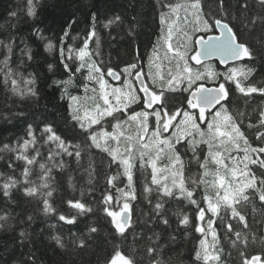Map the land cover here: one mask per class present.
I'll use <instances>...</instances> for the list:
<instances>
[{"label":"snow or ice","instance_id":"snow-or-ice-1","mask_svg":"<svg viewBox=\"0 0 264 264\" xmlns=\"http://www.w3.org/2000/svg\"><path fill=\"white\" fill-rule=\"evenodd\" d=\"M27 2V15L35 16L34 0ZM256 3L264 10V0H256ZM160 8H166L168 11H160L161 35L157 38L158 45L153 46L154 55L149 56L146 73L136 62L127 64L119 71L111 66H107L105 70L103 61L95 58L100 55V41L95 28L96 12L91 14V28L78 47L65 46L71 24L64 29L59 39L58 51L60 63L68 76L64 80H53L52 86L61 89L63 98L67 94L68 87L74 83L77 73L87 81L82 84L85 93L89 91L88 82L95 85L90 89L93 95H86L83 98L85 101H91V106L81 103V97H69V115L75 122L74 126L80 129L84 140L81 143H72L58 134L53 125L47 121H40L43 124L42 128L37 125L40 131V136H37L36 129L28 123L26 137L23 138L22 143H18L15 148L9 144L0 147V151L17 153L16 160L24 162L19 178L10 175L0 182V195L10 199L13 189H18L19 186L26 197L42 198L45 213L54 212L55 209L49 203V198L53 195L51 189L53 169L63 170L67 167L63 159L65 156L74 157L79 164L83 159L85 148L94 147L106 153L110 157L109 165L122 169V175L128 181L125 188H119L114 183L121 175L119 171L116 176L107 177V184L116 188L121 196L114 200L113 195L106 191L99 201L100 210L105 214L106 219L110 218L115 233L124 238L126 230L131 226L130 201L137 198L133 186V169L138 159L142 168L151 169V186L146 183L144 192L156 191L159 194L154 205L156 216L161 218L165 225L169 223L162 214L164 198L184 200L194 206L195 223L192 226L195 232L204 236L199 240L194 258L198 262L202 261V264H213V262L218 264L222 249L218 248L219 238L213 224L219 220L229 233L236 236V241L232 242L234 246L237 242L246 246L248 233L236 231L230 221L238 220L244 229H248L249 225L245 215L242 214V209L253 204L256 199L264 204V173L258 175L253 168L255 166L264 170V144L253 147L249 143L242 130L243 117L246 113L237 112L233 115L230 112L228 103L233 92L232 85L235 91L245 97H251L254 93L264 96V86L248 82L254 71L252 68L245 71L244 68L233 65L224 71H217L211 64L206 63L213 58H216L221 65H228L229 62L241 61L244 58L248 60L256 58L254 50L239 39L238 33L228 21L221 18L228 12L225 0H218L221 17H217L214 13L206 14L203 11L202 0L162 2ZM248 8L247 0H243L240 9L247 11ZM10 15L14 16L15 13ZM120 20L121 17L117 15L108 20L105 27ZM258 20L264 25V16H252L251 26H255ZM72 23H75V20ZM248 26L245 24V27ZM197 33H204L207 38L204 35H196ZM94 38L96 48L92 49L90 42ZM40 39L47 38L41 35ZM72 39L75 40L76 37ZM0 45L6 49L2 54L3 59L0 60V73L3 74L5 87L10 84L12 94L21 100L38 97V92L33 87L36 82L35 77L31 73L24 77L22 73L10 67L13 45L3 44L2 41ZM44 47L51 51L54 45L49 40ZM161 50H163L162 56ZM27 55L31 60L32 56ZM192 62L202 66L204 70L194 68ZM48 69L52 71L53 65L49 64ZM85 69L86 76L82 72ZM106 77L121 81L122 86L112 87ZM204 81L211 82L213 86H206ZM21 82L26 86L25 88L20 87ZM138 93H143V96L140 97ZM177 94L181 96L179 100L176 99ZM138 100L143 103V109L140 111L130 109V105ZM106 118H111L108 121L111 131L103 127ZM201 125H206V128ZM258 125L260 129H264V110L259 111ZM248 127L253 128L257 125L249 121ZM170 129L173 130L170 135L163 136V133H168ZM256 139L264 142V131L258 129ZM110 142H115V145ZM182 142L187 145L185 151H191L192 162L201 170L197 174L187 175L178 147L182 146ZM201 144L208 147V152L203 158ZM45 147H47L46 158L42 155V149ZM233 151L244 154L232 155ZM162 154L167 163L159 166L158 161L161 160ZM38 157L41 159L38 160ZM37 164L40 170L39 183L31 180L33 169ZM210 165L215 167L212 168ZM9 168L14 169V165L9 163ZM198 188L204 190L200 200L195 198ZM67 203L77 210L78 214L92 211L80 200H69ZM177 217L182 226L192 223L186 214L177 213ZM5 219L0 216V220ZM28 219L31 220L32 217L29 216ZM59 220L73 224L76 216L68 217L60 214ZM89 231L95 233L98 228L90 227ZM24 236L25 233L21 231L20 237ZM208 236H211V243L207 239ZM54 239L60 247H63L59 238ZM252 239L255 240L254 234ZM80 246H84L83 241H80ZM146 253L148 264H163L158 258L157 246L149 244ZM240 256L243 264L260 262L258 256H253L249 260L243 251L240 252ZM104 264H137V261L133 255L126 254L120 245H116Z\"/></svg>","mask_w":264,"mask_h":264},{"label":"trees","instance_id":"trees-1","mask_svg":"<svg viewBox=\"0 0 264 264\" xmlns=\"http://www.w3.org/2000/svg\"><path fill=\"white\" fill-rule=\"evenodd\" d=\"M162 2L178 3L182 0H34L35 16H28L27 0H0V41L3 44L13 45V55L10 67L27 77L31 73L35 77L33 86L38 92V97L21 100L10 91L11 85H4L3 74L0 73V147L9 144L17 147L26 137L28 123L36 129V135L40 136L37 128L43 127L40 121L51 123L56 132L72 143H81L84 136L75 122L71 120L68 105L70 96L81 97V103L91 106V101L83 98L93 94L89 83V91L85 93L82 84L83 77L77 73L74 83L67 89L63 96L61 89L52 86L53 80L67 79L68 74L64 72L60 63L59 39L69 24V36L65 39V46L78 47L90 30L91 14L97 13L96 33L99 37V53L96 59L103 61L105 70L107 66L115 70L124 68L131 62L138 63L146 73L149 63V56L153 54V46L158 45V37L161 35V24L159 20L160 11L167 12L168 9H161ZM243 0H225L228 12L221 17L218 9V0H202L203 11L214 13L230 23L239 35V39L254 50L256 58L245 60L235 66L254 69L249 77L250 83L264 86V25L258 20L255 26H251L252 16H264L256 0H247L249 8L247 11L240 9ZM15 15H10V13ZM120 16L119 22L108 27L105 24L115 16ZM183 16V12H181ZM135 18V19H133ZM75 20V23L72 21ZM248 24V27H245ZM131 33V34H130ZM47 39H40V36ZM196 35H206L197 33ZM72 37H76L75 40ZM51 40L54 47L51 51L45 49L44 45ZM90 48L95 49V38L90 42ZM6 52L3 45H0V60ZM32 59H28V55ZM163 55V50L160 51ZM139 56V58H137ZM53 65L49 71L48 65ZM217 71H224L215 63H208ZM233 66V65H232ZM194 67V66H193ZM199 68L203 71V67ZM75 71V64H73ZM84 75L87 71L82 70ZM150 83V81H149ZM206 86H213L209 81H204ZM21 88L26 86L21 82ZM233 92L228 107L233 115L237 112L246 113L243 117L242 130L253 147L261 146L264 142L256 139V133L260 129L258 125L259 111L264 110V96L252 94L245 97L235 91ZM187 95V94H183ZM181 98L177 94L176 99ZM186 107V105H185ZM249 121L257 127L249 128ZM104 128L109 130L110 124L103 123ZM42 143V141H41ZM90 143V142H89ZM113 146V142L111 143ZM85 147L84 144H81ZM243 146V145H242ZM182 154L187 175L191 176L201 171L197 164L192 162L191 151H185V147L178 146ZM207 150L201 148V157L207 154ZM15 152L0 151V182L7 176L20 177L24 162L16 160ZM29 154L31 152L29 151ZM243 152L233 151L232 155L243 156ZM42 155L47 157V147L42 149ZM41 159L38 157V160ZM67 167L63 170L53 169L51 189L52 197L49 203L55 209L54 212L45 213L41 197H26L22 188L13 189L11 198L0 195V264H104L105 259L110 257L114 246L120 245L126 254L133 255L137 264H148L146 247L149 244L159 249V259L163 264H202L194 258L199 240L204 238L201 233L195 232L192 226L195 223V208L184 200L175 198H164L163 218L169 223L165 225L161 218L156 216L154 205L158 199V193L152 191L144 192L147 183L151 186L150 168H142L138 159L133 169V186L136 199L130 201L132 211L131 226L126 230L122 238L115 233L110 223V218L100 210L99 201L102 194L110 192L114 200L121 194L116 188L110 187L107 177L116 176L119 171L121 175L114 181L116 187L125 188L128 181L122 175V169L115 165H109L110 157L96 148H85L83 159L79 164L75 158L63 157ZM43 162V160H41ZM9 163L14 165L9 168ZM167 163L163 156L158 161L160 166ZM214 168V165H210ZM256 173L262 174L264 170L255 168ZM39 165L37 164L31 175V180L39 183ZM153 188L155 186H152ZM203 188L196 189L195 198L200 200L203 195ZM80 200L92 209L91 212L78 214L77 210L70 207L67 201ZM151 202V203H150ZM177 213H183L190 217L192 223L182 226L178 222ZM68 217L76 216L73 224L59 220V215ZM248 222V229H244L238 220H231L236 231L248 233V243L237 242L236 236L229 233L224 224L217 220L213 227L219 238L218 248L220 261L218 264H243L240 252L243 251L250 260L253 256H259L264 262V204L256 199L242 209ZM210 215V214H209ZM32 219L29 220L28 217ZM206 227V224L204 225ZM90 227L98 228L92 233ZM25 233L20 237V233ZM253 234L255 240L252 239ZM59 238L63 247H60L56 239ZM151 238V239H150ZM174 238V239H173ZM211 243V236L207 237ZM80 241L84 246H80ZM133 249L135 251H133ZM31 258V259H30ZM216 264V262H213Z\"/></svg>","mask_w":264,"mask_h":264},{"label":"flooded vegetation","instance_id":"flooded-vegetation-1","mask_svg":"<svg viewBox=\"0 0 264 264\" xmlns=\"http://www.w3.org/2000/svg\"><path fill=\"white\" fill-rule=\"evenodd\" d=\"M119 83H121V81H118ZM138 95L140 96V97H142L141 95H140V93H138ZM134 105L133 106H130V109H134V110H136L137 111V109L141 106H143V103L140 101V100H138L136 103H133ZM153 124H154V120H153ZM203 128H206V125H201ZM171 131H173L172 129H170V131L168 132V133H163V136H168V135H170V133H171ZM244 132H245V130H243ZM182 144H183V142H182ZM184 145V147L185 148H187V145L186 144H183ZM201 148H203V150H207L208 151V147H207V145H205V144H201L200 145V149Z\"/></svg>","mask_w":264,"mask_h":264},{"label":"water","instance_id":"water-1","mask_svg":"<svg viewBox=\"0 0 264 264\" xmlns=\"http://www.w3.org/2000/svg\"><path fill=\"white\" fill-rule=\"evenodd\" d=\"M205 38H207V36H205ZM243 60H248L247 58H244ZM243 60H241V61H243ZM211 61H214V62H216L220 67H222V68H225V67H227L228 65H231V64H234V63H238V62H241V61H237V62H229V64L228 65H221V64H219V61L216 59V58H213V59H211V60H209V61H207V62H211ZM192 64L194 65V66H198V65H195V63L194 62H192ZM112 79V78H111ZM113 80V79H112ZM138 87V86H137ZM142 96H143V93H140ZM131 220H132V213H131ZM259 264H261L260 262H259Z\"/></svg>","mask_w":264,"mask_h":264},{"label":"rangeland","instance_id":"rangeland-1","mask_svg":"<svg viewBox=\"0 0 264 264\" xmlns=\"http://www.w3.org/2000/svg\"><path fill=\"white\" fill-rule=\"evenodd\" d=\"M122 86V84L120 83V84H114V85H112V87H121ZM98 87V86H97ZM91 95H93V94H91ZM90 95V96H91ZM100 103L102 104V101H100ZM113 103H114V101H113ZM103 127H104V124H103ZM110 143H112V142H110ZM113 144H115V142H113ZM139 161V160H138ZM159 165V164H158ZM160 166V165H159ZM147 171L149 172V173H151V171L150 170H148L147 169Z\"/></svg>","mask_w":264,"mask_h":264}]
</instances>
